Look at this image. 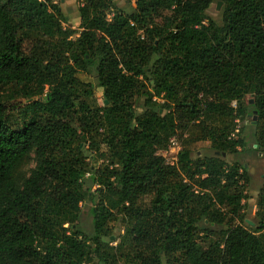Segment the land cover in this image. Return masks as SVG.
<instances>
[{
  "label": "trees",
  "instance_id": "1",
  "mask_svg": "<svg viewBox=\"0 0 264 264\" xmlns=\"http://www.w3.org/2000/svg\"><path fill=\"white\" fill-rule=\"evenodd\" d=\"M80 2L72 28L53 0H0V264H264V176L252 227L222 158L253 111L264 153V0ZM197 142L217 155L193 161Z\"/></svg>",
  "mask_w": 264,
  "mask_h": 264
},
{
  "label": "rangeland",
  "instance_id": "2",
  "mask_svg": "<svg viewBox=\"0 0 264 264\" xmlns=\"http://www.w3.org/2000/svg\"><path fill=\"white\" fill-rule=\"evenodd\" d=\"M70 4V12H66L67 21L72 26L75 25L76 21L79 20V16H75V13L78 14L77 7L81 6L80 0H65ZM117 8L122 9L124 12L129 13L131 11L129 0H111ZM77 2V5H76ZM63 4V3H61ZM221 4L217 7V2H213L210 8L206 11L207 17L220 24V12ZM65 16V17H66ZM111 18V16H108ZM207 23V21H204ZM70 25V26H71ZM71 26V27H72ZM78 27V26H77ZM75 27V28H77ZM73 28V27H72ZM250 103V101H249ZM99 104L102 105V100H99ZM143 112V108L141 107V102L135 105V113L137 115ZM255 120L252 116H249L246 120L237 123L238 127L243 129L242 138L246 148L244 150H239L234 154H226L223 155L222 158L228 165L237 164L240 166V172L244 167L247 174V182L244 185L245 191L244 194L246 198L244 199L242 205V213L245 219V222L255 227L258 219L255 215L257 211L256 202L258 199V193L263 185V176H264V153L260 151H255ZM179 144V142H177ZM180 147V145H179ZM254 148V149H253ZM190 150L192 152V160H199L204 157H211L213 155H217L210 148L209 142H197L190 146ZM36 164L35 157L31 154V157L19 164L16 168L15 176L19 180L25 178L29 175L30 171L34 168ZM185 180H187L185 178ZM209 193V190L205 191ZM147 201V199L145 200ZM92 204L90 202H85L80 205V214L78 219V229L86 236L91 238L94 234L93 224H92V215L90 213V209ZM219 212L223 213L222 209H219ZM226 221V220H224ZM217 225V224H216ZM223 228L225 226H222ZM220 225H217V230L222 228ZM123 232V226L120 222H114L112 224V236L109 239H105L111 246H114L117 243L118 238ZM215 236V235H214ZM214 238V237H213Z\"/></svg>",
  "mask_w": 264,
  "mask_h": 264
},
{
  "label": "built area",
  "instance_id": "3",
  "mask_svg": "<svg viewBox=\"0 0 264 264\" xmlns=\"http://www.w3.org/2000/svg\"><path fill=\"white\" fill-rule=\"evenodd\" d=\"M205 22H203L204 24ZM232 106H234V103H232ZM238 125L236 126L235 133L238 131ZM234 133V134H235ZM180 150L179 144L177 143L176 139L173 137L170 139L169 146L167 150L161 151L158 154L164 158L165 164L172 166L177 161V153ZM88 174L85 175L87 177ZM187 180H184L186 182ZM192 191L194 194L198 193V189L196 187L192 188Z\"/></svg>",
  "mask_w": 264,
  "mask_h": 264
},
{
  "label": "crops",
  "instance_id": "4",
  "mask_svg": "<svg viewBox=\"0 0 264 264\" xmlns=\"http://www.w3.org/2000/svg\"><path fill=\"white\" fill-rule=\"evenodd\" d=\"M76 1V0H75ZM53 2L54 3H56L58 6H59V8H60V10H61V12H62V14L64 15V16H66L65 15V13L66 12H70V4L69 3H67L65 0H53ZM61 3H63V4H61ZM76 5H77V2H76ZM77 10H78V7H77ZM79 16V14H76L75 13V16ZM65 18H67V16L65 17ZM67 20V19H66ZM67 23H68V21H67ZM68 25H71V24H69L68 23ZM79 25V20L78 21H76V23H75V25H71L73 28H75V27H77Z\"/></svg>",
  "mask_w": 264,
  "mask_h": 264
},
{
  "label": "water",
  "instance_id": "5",
  "mask_svg": "<svg viewBox=\"0 0 264 264\" xmlns=\"http://www.w3.org/2000/svg\"><path fill=\"white\" fill-rule=\"evenodd\" d=\"M220 4H221V2H217V7H219ZM250 103H251V101H250ZM255 114H256V111H253V118H254V120H255V116H254Z\"/></svg>",
  "mask_w": 264,
  "mask_h": 264
}]
</instances>
